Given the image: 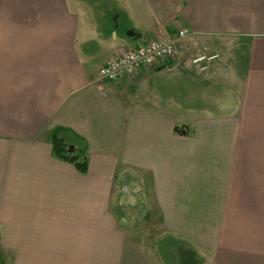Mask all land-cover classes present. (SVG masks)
<instances>
[{
  "label": "crops",
  "instance_id": "crops-1",
  "mask_svg": "<svg viewBox=\"0 0 264 264\" xmlns=\"http://www.w3.org/2000/svg\"><path fill=\"white\" fill-rule=\"evenodd\" d=\"M179 30L247 46L236 104L207 102L223 67H169L183 45L99 78ZM61 130L86 140L85 173L55 155ZM146 184L163 226L211 264H264V0H0V256L155 264L122 219Z\"/></svg>",
  "mask_w": 264,
  "mask_h": 264
},
{
  "label": "rangeland",
  "instance_id": "rangeland-1",
  "mask_svg": "<svg viewBox=\"0 0 264 264\" xmlns=\"http://www.w3.org/2000/svg\"><path fill=\"white\" fill-rule=\"evenodd\" d=\"M203 46L207 47L211 53L219 54V58L213 61L209 71L206 73L198 71L190 64V59L194 55L200 53L203 50ZM246 50L247 46L245 44L242 45L238 40H220L214 38L213 40L207 42H197L194 40H188L187 37L181 47V52L173 59L174 62L170 64L169 67L175 66L180 69L184 68V70H188L194 75L195 73L199 75L208 74L213 68L223 67L227 70L229 76L209 91V100H207V102L209 104H217L218 98L223 100V97H225L230 102H234L236 104L240 98L242 85L241 79L247 61ZM199 86L200 84L198 83L195 86L194 91H199ZM199 99L196 104L198 107L201 106ZM145 192L146 199L149 197V205L147 204L148 199L145 203L144 198L142 197L143 191L139 190V193L135 196V200L138 204L129 203L128 205L124 204V207H121L124 209L122 212V216L124 217L122 218L123 226L128 229L134 239L142 247H144L147 255L155 264H166V261L159 252V244L162 239L174 236H172L163 226L155 206V201L153 198H150L148 184H146ZM131 202H133V200ZM171 250L174 254L171 264H187L184 258H187L188 261H190V264H194L195 262V264H211L206 258L201 257L195 249L186 244L175 243L173 241ZM185 250H189L192 255H186L184 258H181V251L184 252ZM0 257L2 259L0 260V264H10L8 255Z\"/></svg>",
  "mask_w": 264,
  "mask_h": 264
},
{
  "label": "built area",
  "instance_id": "built-area-1",
  "mask_svg": "<svg viewBox=\"0 0 264 264\" xmlns=\"http://www.w3.org/2000/svg\"><path fill=\"white\" fill-rule=\"evenodd\" d=\"M188 35L186 30H179L161 40L141 43L102 66L99 70V78L117 81L125 75L135 74L143 67H152L160 60L174 58ZM217 58H219L218 53H211L207 47H204L203 51L190 59V64L198 71L206 73Z\"/></svg>",
  "mask_w": 264,
  "mask_h": 264
},
{
  "label": "trees",
  "instance_id": "trees-1",
  "mask_svg": "<svg viewBox=\"0 0 264 264\" xmlns=\"http://www.w3.org/2000/svg\"><path fill=\"white\" fill-rule=\"evenodd\" d=\"M178 131H180L179 127ZM52 145L53 151L58 158L73 163L82 173H85L88 170V161L85 156L87 143L84 138L75 135L69 130H61L53 134ZM173 241L175 243L188 245L186 242L176 237L169 236L162 239L159 244V252L166 261V264H171V260L174 258V254L171 250ZM181 253V258H184L186 255H192L189 250H185L184 252L181 251ZM184 260L187 264H190V261H188L187 258H184Z\"/></svg>",
  "mask_w": 264,
  "mask_h": 264
}]
</instances>
